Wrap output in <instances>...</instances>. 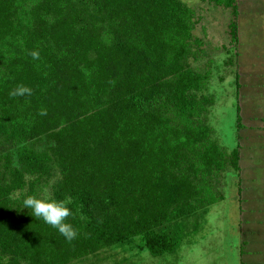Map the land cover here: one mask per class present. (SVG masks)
<instances>
[{"label":"trees","instance_id":"1","mask_svg":"<svg viewBox=\"0 0 264 264\" xmlns=\"http://www.w3.org/2000/svg\"><path fill=\"white\" fill-rule=\"evenodd\" d=\"M202 1L231 9L236 48L238 1ZM197 23L182 0H0V140L17 144L0 156V264H72L134 238L159 257L184 218L224 199L241 150L207 120ZM18 84L32 95L10 97ZM43 187L71 198V243L15 209Z\"/></svg>","mask_w":264,"mask_h":264},{"label":"rangeland","instance_id":"2","mask_svg":"<svg viewBox=\"0 0 264 264\" xmlns=\"http://www.w3.org/2000/svg\"><path fill=\"white\" fill-rule=\"evenodd\" d=\"M182 1L196 11L194 34L204 40L205 55L192 64L212 72L207 93L216 103L207 120L224 147H240L241 172L224 173V199L182 220L175 251L155 257L134 238L72 264H264V0H237L240 41L234 49L231 9ZM16 146L0 140V156ZM47 189L42 197L53 196Z\"/></svg>","mask_w":264,"mask_h":264},{"label":"clouds","instance_id":"3","mask_svg":"<svg viewBox=\"0 0 264 264\" xmlns=\"http://www.w3.org/2000/svg\"><path fill=\"white\" fill-rule=\"evenodd\" d=\"M29 55L34 59H39V52L36 50L30 51ZM86 74H89L86 72ZM32 88L25 84H18L14 89L10 90L9 96L24 97L32 95ZM46 110H41L40 115H46ZM47 192V187L41 189ZM72 204L70 197L57 200L52 196L38 197L35 195H24L22 198V207L15 208L18 211L27 208L29 214L37 220H42L46 225L56 229L69 243L78 237V230L68 223L67 220L73 216V210L69 207Z\"/></svg>","mask_w":264,"mask_h":264},{"label":"crops","instance_id":"4","mask_svg":"<svg viewBox=\"0 0 264 264\" xmlns=\"http://www.w3.org/2000/svg\"><path fill=\"white\" fill-rule=\"evenodd\" d=\"M252 207V206H251ZM251 212H252V210H251Z\"/></svg>","mask_w":264,"mask_h":264}]
</instances>
